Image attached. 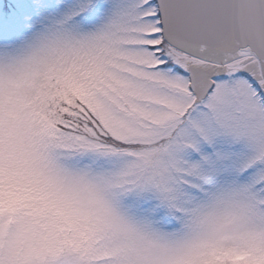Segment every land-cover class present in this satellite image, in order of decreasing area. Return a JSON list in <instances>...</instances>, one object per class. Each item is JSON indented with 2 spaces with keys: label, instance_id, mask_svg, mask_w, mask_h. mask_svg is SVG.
<instances>
[{
  "label": "snow or ice",
  "instance_id": "snow-or-ice-1",
  "mask_svg": "<svg viewBox=\"0 0 264 264\" xmlns=\"http://www.w3.org/2000/svg\"><path fill=\"white\" fill-rule=\"evenodd\" d=\"M0 264H264V0H0Z\"/></svg>",
  "mask_w": 264,
  "mask_h": 264
}]
</instances>
